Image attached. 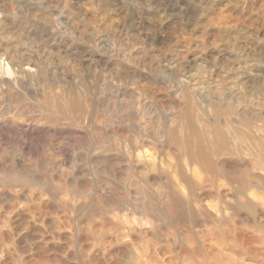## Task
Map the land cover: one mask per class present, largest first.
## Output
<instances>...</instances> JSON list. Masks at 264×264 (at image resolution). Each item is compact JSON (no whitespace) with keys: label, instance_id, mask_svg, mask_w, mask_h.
I'll return each mask as SVG.
<instances>
[{"label":"rangeland","instance_id":"rangeland-1","mask_svg":"<svg viewBox=\"0 0 264 264\" xmlns=\"http://www.w3.org/2000/svg\"><path fill=\"white\" fill-rule=\"evenodd\" d=\"M261 146L264 0H0V264H264Z\"/></svg>","mask_w":264,"mask_h":264},{"label":"bare ground","instance_id":"bare-ground-1","mask_svg":"<svg viewBox=\"0 0 264 264\" xmlns=\"http://www.w3.org/2000/svg\"><path fill=\"white\" fill-rule=\"evenodd\" d=\"M215 127H216V126H214V129H215ZM217 128H218V126H217ZM218 130H219V129H217V132H218ZM217 132H216V133H217ZM218 133H219V132H218ZM216 135H217V134H216ZM222 136H223V135H222ZM218 139L221 140V138H218ZM223 140H224V139H223ZM220 142H221V141H220ZM224 142L226 143V141H224ZM224 142H223V143H224ZM187 145H188V144H187ZM225 145H226V144H225ZM186 149H187V148H186ZM186 149H185V150H186ZM260 150H261V155L264 156V146H261ZM198 151H199V150H198ZM190 152H191V151H190ZM194 153H195V152H194ZM200 153H201V152H200ZM191 154H192V153H191ZM197 154H198V153H197ZM199 155H200V154H199ZM192 156H193V155H192ZM200 158H201V157H200ZM206 160H207V159H206ZM204 161H205V160H204ZM209 161H211V160H209ZM242 165H243V164H242ZM235 167H236V166H235ZM211 168H212V167H211ZM236 168H237V167H236ZM236 168H234V169H236ZM241 171H242V170H241ZM243 175H244V174H243ZM243 175H242V176H243ZM231 176H232V175H231ZM234 176H235V175H234ZM237 176H238V175H237ZM229 177H230V176H229ZM244 178H246V177H244ZM227 179H228V178H227ZM238 179H239V178H238ZM238 179H237V180H238ZM246 179H247V178H246ZM234 180H235V179H234ZM246 181H247V180H246ZM247 182H248V181H247ZM242 183H243V182H242ZM245 183H246V182H245ZM239 184H240V183H239ZM243 185H244V184H243ZM245 188H247V186H246ZM240 193H241V192H240ZM245 198H248V196L245 197ZM251 198H252V197H251ZM254 198H255V197H254ZM240 199H241V198H240ZM249 199H250V198H249ZM254 200H255V199H254ZM239 201H240V200H239ZM245 201H246V200H245ZM250 201H251V199H250ZM250 201H248V202H250ZM242 202H243V201H242ZM242 202H241V203H242ZM254 202H255V201H254ZM254 202H253V204H254ZM250 203H251V202H250ZM243 204H244V203H243ZM245 205H247V204L245 203ZM250 205H251V204H250ZM247 207L250 208V206H247ZM253 207H254V205H253ZM251 210H252V209H251Z\"/></svg>","mask_w":264,"mask_h":264}]
</instances>
